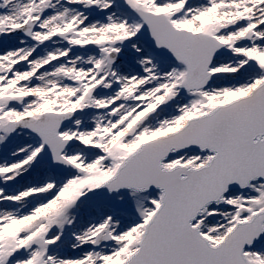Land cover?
Segmentation results:
<instances>
[{"label":"snow or ice","instance_id":"1","mask_svg":"<svg viewBox=\"0 0 264 264\" xmlns=\"http://www.w3.org/2000/svg\"><path fill=\"white\" fill-rule=\"evenodd\" d=\"M0 264H264V0H0Z\"/></svg>","mask_w":264,"mask_h":264}]
</instances>
